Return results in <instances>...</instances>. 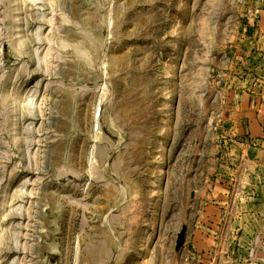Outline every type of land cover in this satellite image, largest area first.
<instances>
[{
    "label": "rangeland",
    "instance_id": "rangeland-1",
    "mask_svg": "<svg viewBox=\"0 0 264 264\" xmlns=\"http://www.w3.org/2000/svg\"><path fill=\"white\" fill-rule=\"evenodd\" d=\"M261 10L0 0V264H264L220 199Z\"/></svg>",
    "mask_w": 264,
    "mask_h": 264
},
{
    "label": "crops",
    "instance_id": "crops-1",
    "mask_svg": "<svg viewBox=\"0 0 264 264\" xmlns=\"http://www.w3.org/2000/svg\"><path fill=\"white\" fill-rule=\"evenodd\" d=\"M255 25L254 42L257 50L263 51L257 59H264V10ZM251 70L259 77L244 85L232 115L236 140L231 146L230 181L237 189L231 193L222 190L220 196L224 203L231 194L240 220L264 217V64Z\"/></svg>",
    "mask_w": 264,
    "mask_h": 264
},
{
    "label": "water",
    "instance_id": "water-1",
    "mask_svg": "<svg viewBox=\"0 0 264 264\" xmlns=\"http://www.w3.org/2000/svg\"><path fill=\"white\" fill-rule=\"evenodd\" d=\"M186 234H187V230L186 228H184L178 236V239H177V250L178 251L184 248L185 241H186Z\"/></svg>",
    "mask_w": 264,
    "mask_h": 264
}]
</instances>
